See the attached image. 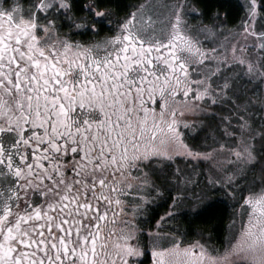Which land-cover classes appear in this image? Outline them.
Returning a JSON list of instances; mask_svg holds the SVG:
<instances>
[{
  "label": "snow or ice",
  "instance_id": "6c2138e0",
  "mask_svg": "<svg viewBox=\"0 0 264 264\" xmlns=\"http://www.w3.org/2000/svg\"><path fill=\"white\" fill-rule=\"evenodd\" d=\"M113 3L0 0V264H143L127 216L162 178L174 206L199 186L179 157L247 219L223 251L153 241V264H264V0L233 29L200 0Z\"/></svg>",
  "mask_w": 264,
  "mask_h": 264
},
{
  "label": "rangeland",
  "instance_id": "374dc122",
  "mask_svg": "<svg viewBox=\"0 0 264 264\" xmlns=\"http://www.w3.org/2000/svg\"><path fill=\"white\" fill-rule=\"evenodd\" d=\"M238 2L243 3V0H237ZM145 2L142 0L139 3ZM157 4L163 2V0H155ZM138 3V4H139ZM137 4V5H138ZM133 10V7L130 11ZM201 19V18H200ZM198 22V21H194ZM219 21H217L218 23ZM240 20L237 22V24ZM209 23V22H207ZM236 24V25H237ZM235 26V25H234ZM234 26L225 25L226 29H233ZM115 27V25H113ZM224 30V29H221ZM91 34V33H90ZM227 36V32L225 33ZM93 37L92 34L88 38ZM94 38V37H93ZM205 114H202L199 111L189 112L185 114V117L190 125H194L192 128V134L195 135L196 131L201 127L205 126L208 121L205 120ZM205 133L201 132L195 140H188L187 142L196 147L198 150H205ZM211 143V140L207 141ZM181 163L179 166L184 167V161L190 160L188 163V171L191 172L193 166H195L196 171L192 172V181L195 182L199 180V186L195 187L193 183H190L187 187L189 189V194L187 197L181 198L177 205H173V200L176 198V192L171 190L170 186L163 184V178L161 181H157V184L160 185L161 191L159 193H153L152 197L147 201L145 205V210L141 211L139 215L133 216L131 213L128 214L127 219L129 222L130 228H132L134 237H139L140 243L145 246V255L140 259L143 261V264H153L152 252V243L156 241L160 247H170L171 241L176 239L181 242V246H185L194 241H199L204 244L206 248L211 250L223 251L225 247L228 246L230 239L233 235L239 236L242 226L246 223V217L241 216V207L242 201L239 197L241 193L237 189L235 195L227 189L221 191H216L215 188L207 185V175L210 167L209 161H197L193 158L179 157ZM256 175H259V169H257ZM155 179V177H153ZM252 179V176H249V180ZM247 183V182H245ZM195 193L193 195L192 193ZM246 195V193H244ZM221 200L225 202L230 208V218L225 226V231L222 236V241L219 244H215L210 239L208 234L201 233L197 231L194 235L189 237L184 225H182L181 219L185 214H192L198 210H201L203 206L214 201ZM153 209H157L159 212L155 220H150V214ZM171 213L174 218L165 217V213ZM161 217H165L164 221H161L159 227H157V221L161 220ZM139 229V231H135Z\"/></svg>",
  "mask_w": 264,
  "mask_h": 264
},
{
  "label": "trees",
  "instance_id": "16d2710c",
  "mask_svg": "<svg viewBox=\"0 0 264 264\" xmlns=\"http://www.w3.org/2000/svg\"><path fill=\"white\" fill-rule=\"evenodd\" d=\"M142 0H114L112 4L113 11H117L116 5H119L118 16L122 17L126 12L137 5ZM239 4L237 0H200L199 8L205 13V16L201 19L207 23L211 22L208 18L214 17L219 13L220 18L227 26H234L240 20L243 13L239 10ZM227 13V15H225ZM116 17H114L115 19ZM91 35L88 33L84 36H78L76 38L86 39ZM157 209H153L150 214V220H155ZM230 218V208L221 200H214L205 206L201 210H198L192 214H185L182 216L181 222L185 226L187 235L191 237L197 231L208 234L213 243L219 244L222 241V236L225 231V226Z\"/></svg>",
  "mask_w": 264,
  "mask_h": 264
},
{
  "label": "flooded vegetation",
  "instance_id": "af4514ba",
  "mask_svg": "<svg viewBox=\"0 0 264 264\" xmlns=\"http://www.w3.org/2000/svg\"><path fill=\"white\" fill-rule=\"evenodd\" d=\"M76 39H80V38H76ZM89 39H93V37H91V38H86V39H80V40L87 41V40H89Z\"/></svg>",
  "mask_w": 264,
  "mask_h": 264
}]
</instances>
